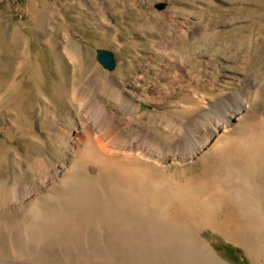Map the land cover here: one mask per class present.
Masks as SVG:
<instances>
[{"label": "bare ground", "instance_id": "obj_1", "mask_svg": "<svg viewBox=\"0 0 264 264\" xmlns=\"http://www.w3.org/2000/svg\"><path fill=\"white\" fill-rule=\"evenodd\" d=\"M108 81L117 103L141 110L136 87ZM58 86L61 107L52 115L47 106L39 125L40 112L29 121L16 110L26 154L16 147L19 168L8 177L16 135L0 127L7 134L0 137V264H233L217 235L264 264V108H255V79L225 98L235 105L210 109L191 105L192 95L181 103L147 89L151 115L172 119L163 143L150 139L151 124L134 141L122 139L119 110L78 99L65 81ZM142 117L130 116L128 125ZM50 141L55 153L42 154Z\"/></svg>", "mask_w": 264, "mask_h": 264}, {"label": "rangeland", "instance_id": "obj_2", "mask_svg": "<svg viewBox=\"0 0 264 264\" xmlns=\"http://www.w3.org/2000/svg\"><path fill=\"white\" fill-rule=\"evenodd\" d=\"M100 49L115 53V70L99 62ZM108 78L140 91L134 95L142 105L139 112L113 99L116 91ZM250 79L256 80L255 108L262 109L264 0H0V127L5 130H18L16 110L29 121L40 112L38 125L47 106L54 115L61 107L56 90L65 81L78 99L91 98L93 104L99 100L120 111L122 139L132 141L143 125L151 124L150 139L158 141L172 119L162 118L163 111L151 115L156 106L147 99V89L172 92L181 103L192 95L191 105L210 109L219 101L235 105L225 98L240 92ZM67 110H62L64 116ZM136 114L143 117L132 127L128 120ZM15 135L5 177L19 168L16 147L26 154L27 140L18 131ZM6 136L1 130L0 137ZM162 147L167 149L166 144ZM55 151L50 141L42 154ZM215 238L226 260L254 264L240 245Z\"/></svg>", "mask_w": 264, "mask_h": 264}, {"label": "water", "instance_id": "obj_3", "mask_svg": "<svg viewBox=\"0 0 264 264\" xmlns=\"http://www.w3.org/2000/svg\"><path fill=\"white\" fill-rule=\"evenodd\" d=\"M99 62L108 70L113 71L117 66V59L114 52L106 49L98 50Z\"/></svg>", "mask_w": 264, "mask_h": 264}]
</instances>
